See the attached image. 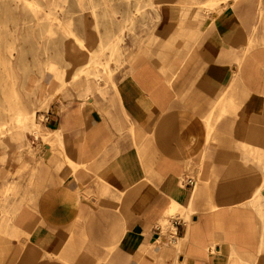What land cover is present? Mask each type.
Returning <instances> with one entry per match:
<instances>
[{"label": "crops", "instance_id": "obj_1", "mask_svg": "<svg viewBox=\"0 0 264 264\" xmlns=\"http://www.w3.org/2000/svg\"><path fill=\"white\" fill-rule=\"evenodd\" d=\"M205 3L155 0L111 76L55 95L0 264H264V0ZM64 53L67 83L89 56Z\"/></svg>", "mask_w": 264, "mask_h": 264}, {"label": "rangeland", "instance_id": "obj_2", "mask_svg": "<svg viewBox=\"0 0 264 264\" xmlns=\"http://www.w3.org/2000/svg\"><path fill=\"white\" fill-rule=\"evenodd\" d=\"M224 2L206 0L204 6L209 10ZM154 4L155 0H0V226L4 231L11 232L8 226L15 225L17 183L33 182L36 152L49 144L46 120L55 95L65 96L66 89L80 92L91 77L103 80L100 71L111 76L112 64L118 68L128 58V40L135 44L140 22L145 25L152 18ZM90 24L100 38L97 50L85 45ZM68 50L87 54L89 63L66 83L52 60L57 52L64 55ZM23 115L26 121L18 122ZM183 213L170 211L166 216L177 218ZM158 225L169 236L177 232L168 220ZM8 239L14 247L19 241L15 226ZM170 246L180 250L182 242Z\"/></svg>", "mask_w": 264, "mask_h": 264}, {"label": "built area", "instance_id": "obj_3", "mask_svg": "<svg viewBox=\"0 0 264 264\" xmlns=\"http://www.w3.org/2000/svg\"><path fill=\"white\" fill-rule=\"evenodd\" d=\"M180 183L183 186L192 185L194 183V177L192 175H190V174H185L184 176H182V178L180 180ZM170 222L172 224V227L175 229V226H177V223L176 222H172V221H170ZM158 229L162 230V228L159 227V226H158ZM175 236H177V232L173 236H170V239L167 241L168 244H170V245L177 244L179 239H178V237H175Z\"/></svg>", "mask_w": 264, "mask_h": 264}, {"label": "bare ground", "instance_id": "obj_4", "mask_svg": "<svg viewBox=\"0 0 264 264\" xmlns=\"http://www.w3.org/2000/svg\"><path fill=\"white\" fill-rule=\"evenodd\" d=\"M180 1V0H179ZM178 2V1H177ZM57 4V3H56ZM56 6V5H55ZM66 8V7H65ZM161 17V16H160ZM161 20V19H160ZM54 23V22H53ZM184 23V22H183ZM183 25V24H182ZM264 27V26H263ZM180 28V27H179ZM181 30V29H180ZM190 30V29H189ZM185 32V31H184ZM179 57V56H178ZM184 59V58H183ZM261 59V58H260ZM259 59V60H260ZM263 59V58H262ZM263 61V60H262ZM8 63H12V60L8 59ZM141 65V64H140ZM141 68V67H140ZM241 68V67H240ZM247 75V74H246ZM248 76V75H247ZM246 76V77H247ZM246 81V80H245ZM250 82V81H249ZM246 83V82H245ZM264 84V82H263ZM251 86V85H250ZM262 91V90H261ZM20 117V116H19ZM27 117L25 115L21 116L18 120V122H21V123H24L26 121ZM177 210V207L174 206L173 209L171 211H176ZM14 264V263H13ZM16 264V263H15Z\"/></svg>", "mask_w": 264, "mask_h": 264}]
</instances>
